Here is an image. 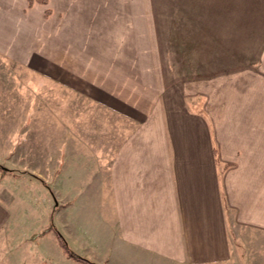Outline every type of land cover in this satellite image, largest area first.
Masks as SVG:
<instances>
[{
  "label": "crops",
  "instance_id": "0c3cea01",
  "mask_svg": "<svg viewBox=\"0 0 264 264\" xmlns=\"http://www.w3.org/2000/svg\"><path fill=\"white\" fill-rule=\"evenodd\" d=\"M0 51L2 125L45 115L35 174L0 170V264H83L51 224L97 264H264V0H0Z\"/></svg>",
  "mask_w": 264,
  "mask_h": 264
},
{
  "label": "rangeland",
  "instance_id": "374dc122",
  "mask_svg": "<svg viewBox=\"0 0 264 264\" xmlns=\"http://www.w3.org/2000/svg\"><path fill=\"white\" fill-rule=\"evenodd\" d=\"M0 56H1V51H0ZM1 66H2V64H0V67ZM176 66H178V65H176ZM174 70H175V67H174ZM172 71H173V69H172ZM33 80H35V79H33ZM37 80H39V79H37ZM26 81L28 84L31 83L32 82L31 76H27ZM26 101H28L27 97H26ZM26 107H27V109H25V112L18 113V117H22V119L26 122L25 125H28V123L31 122L32 126H30V127H26V126L17 127L15 125L14 127H11L8 125V122H6V126H3L2 120H9V117L7 116L6 112H4L2 110V98L0 95V165H2L4 167V168H0V170H2V171H15V170H17L16 167L19 166L20 171L27 172V174L29 176H31V175L35 174V171H32V169H29V168L25 169L24 167L21 166L23 160L17 159L19 157L16 154L17 148H16V145L13 144L16 132L18 133L19 136L25 135L26 137H28V136L33 137V136H36V134H37V130L33 126L34 125L33 122H34V119L38 116V113L35 110L28 111V109H29L28 104L26 105ZM44 116L45 115H42L40 117H37L36 119L44 118ZM80 120L86 121V113L81 114ZM15 124H17V121L15 122ZM47 130H51V129L49 128ZM72 130H73L72 127L69 129H67V128H55V134H63V136H65L66 133L69 132V134L71 135ZM55 134H53V135H55ZM15 140H16V137H15ZM24 141L25 140H23V142ZM23 142H21V143H23ZM47 146H49V145H39V144L33 143V142H31V139H30V142H28L26 144H20L19 145V147H23L24 149L29 148V150H31V153H33V152L36 153L35 150H37L39 152L40 149L44 148V147H46L47 150H49L48 148L50 146L49 147H47ZM41 150L44 152L45 148L41 149ZM51 151H52V149H51ZM20 154H21V152H20ZM52 155H53V153H52ZM34 157H36V162H39V163L41 162L40 157H42V156L40 155V152L37 154V156H34ZM55 157H56V155H55ZM55 157L54 156L48 157L47 159L49 161H53V163H54L55 161L58 160ZM57 165H58V163H57ZM26 166H28V164H26ZM53 167H54V165H53ZM41 180L44 181L43 179H41ZM73 184L75 185L76 183H73ZM73 188H75V187L73 186ZM42 189H43V191H45L47 193V196L54 203H56L59 200L58 197L56 200L54 193L49 191L47 188H44L42 186ZM12 190H14L13 192L15 194V197L19 198V199H23V201L26 204L28 203L29 200H31V199H29L30 196H33L34 198H36L37 196L38 197L40 196L38 190L30 189L28 187H25L22 184H20V185L17 184L14 188H12ZM67 191H69V190H67ZM62 192L64 193V190H62ZM70 192H72V191L66 192V194L70 193ZM18 207L19 208H18V214L17 215L27 217V221H25V222H21L22 220L19 221L17 227L14 228L15 230L13 229L12 231L16 232L15 234L20 233V234H24V235L27 233L33 232L34 227H32V224L29 223V217L31 215H33L32 211L27 206H25L23 203H21V205H18ZM37 236H38V234H37ZM77 252L80 253L81 251H77Z\"/></svg>",
  "mask_w": 264,
  "mask_h": 264
},
{
  "label": "trees",
  "instance_id": "16d2710c",
  "mask_svg": "<svg viewBox=\"0 0 264 264\" xmlns=\"http://www.w3.org/2000/svg\"><path fill=\"white\" fill-rule=\"evenodd\" d=\"M28 1H29V3H33L35 1L42 2V3L47 2V0H28ZM47 12H48V10H47ZM0 168H4V167L2 165H0ZM51 229H55L57 236H58V239H59V243H60L61 247L63 248L67 257L72 258L76 261H79L83 264H97L96 262L90 260L89 258L82 256L81 254L74 251L70 247V245H69L68 241L66 240V238L64 237V235L53 224H51L49 227L43 229L40 233H37V234L38 235L44 234L45 232H48ZM35 236H37V235H35Z\"/></svg>",
  "mask_w": 264,
  "mask_h": 264
}]
</instances>
